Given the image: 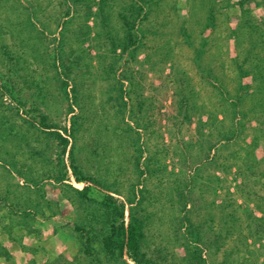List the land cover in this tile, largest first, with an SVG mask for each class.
<instances>
[{"label": "rangeland", "instance_id": "obj_1", "mask_svg": "<svg viewBox=\"0 0 264 264\" xmlns=\"http://www.w3.org/2000/svg\"><path fill=\"white\" fill-rule=\"evenodd\" d=\"M241 1L156 0L129 32L135 0H0V264H133L106 193L150 264H264V0Z\"/></svg>", "mask_w": 264, "mask_h": 264}, {"label": "trees", "instance_id": "obj_2", "mask_svg": "<svg viewBox=\"0 0 264 264\" xmlns=\"http://www.w3.org/2000/svg\"><path fill=\"white\" fill-rule=\"evenodd\" d=\"M135 1L139 7L138 8L136 7L132 11L131 18H129V20L126 22L129 32H134V30H136V28L138 27V20L144 15L147 16L152 11L151 8L149 7V4L151 2H156V0H135ZM244 3L245 2L242 0L241 1L242 7H244L243 6ZM145 6L147 7L146 10H145ZM209 12H210L211 20H214L215 19L214 3L210 4ZM64 84L65 86H68L69 82L65 80ZM45 121H46V117H43V121L41 124L46 130L55 127L51 124L46 123ZM73 121H74L73 124H75L76 123L75 120ZM0 122L2 125V121ZM53 135L59 139V142L62 146L64 147L68 146L69 139L63 136L59 130L53 131ZM72 154L73 155L71 157V167L76 177V180L78 182L88 181L90 183H95L101 186L100 182H98L97 180H93L92 178H85L80 175L79 169L75 163L76 160L74 158V153ZM136 167L140 171V175H139L140 179L135 183L133 187L135 194L138 193L139 191L140 192L143 191L141 188L142 186H145L146 175L148 172H150L149 164H147V166L143 168L141 163L137 162ZM91 188L92 185L88 184L82 190H78V192L83 196H86L87 192ZM108 191H111L118 195H122L121 192L118 190L108 189ZM130 203H133V201L131 200ZM102 206L109 212L108 219H109L111 234L106 240V246L109 249V251L115 252L114 250L117 249L122 256L124 254V251H126L129 259L133 262V264H150L149 260L146 258V255L142 251L141 242L142 239L144 238V223L134 215L133 209L131 208L130 221L126 226L125 224L126 203L124 200L113 194L106 193L102 200ZM124 264H131V263L125 262Z\"/></svg>", "mask_w": 264, "mask_h": 264}]
</instances>
